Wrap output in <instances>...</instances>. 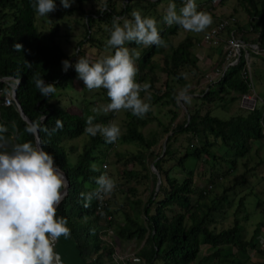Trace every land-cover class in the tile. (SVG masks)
<instances>
[{
    "label": "trees",
    "instance_id": "1",
    "mask_svg": "<svg viewBox=\"0 0 264 264\" xmlns=\"http://www.w3.org/2000/svg\"><path fill=\"white\" fill-rule=\"evenodd\" d=\"M138 1L106 0L103 8L86 10L85 4L90 3L89 0H74V6L68 9L61 6L60 0H55L56 11L49 13L48 17H41L33 7L36 0H0V79L11 77L18 80L16 94L22 111L32 125L38 127L41 147L53 155L55 164L63 170L69 184L66 196L57 207V216L67 218L71 235L59 238V248L67 241L72 243L79 264H114V243L105 239L112 232L120 240L134 239L139 243L135 252L137 264H258L251 260V251L252 255L260 253L264 258L257 242L264 222H257L247 237L239 214L245 212L247 190L252 188L254 177L264 181V158L249 165L253 158V143L264 140V0H238L237 5L249 17L248 27L231 29L227 25L223 29L227 38L224 44L220 42L215 47L218 57L212 61L208 73H203L195 53L200 39L188 34L174 45L172 40L181 27L169 26L163 19L159 31L166 47L125 45L138 49L136 80L151 85L150 103L152 107H166L167 123L161 122L152 109L143 118L122 110L124 132L116 142L107 143L101 134L92 137L84 131L88 116H95L94 123L104 125L113 119L114 111H92L97 108V102L101 101L105 106L110 103L106 89L101 88V96L97 91L89 99L82 98L77 110L62 107L59 97L58 101H53L56 96H61V90L67 89L70 80L78 78L74 65L79 57L92 52L96 61L98 55L114 54L113 49L106 47L113 17H120L122 22L123 18L131 19L134 10L148 16L152 13L149 8L161 2L147 0L149 5L145 9ZM174 1L177 7H182L181 0ZM210 2H213L212 8L223 5L225 0L199 2L198 10H204V4ZM73 12L79 15L76 23L83 27V36L76 43L74 52L69 54L59 41V24ZM153 18L158 15L154 14ZM236 31L241 34L239 37H236ZM251 32L257 36L248 41L246 35ZM231 37L245 44H256L259 48L256 53L248 51L249 58L254 60L250 64L253 90L249 79L241 73L246 66L243 51L238 63L226 64V40ZM16 44L22 45L21 50H16ZM66 59L73 67L64 72L62 61ZM216 70L220 72L216 80L207 81L199 89L201 80L205 76L212 78L207 74L214 76ZM158 72L166 77L162 91L155 90L154 86ZM182 73H187L188 78L185 79ZM37 78L54 83L56 91L47 97L42 96L35 86ZM260 78L262 82H254ZM5 86L6 83L0 80V88ZM185 87L193 105L177 102V95ZM259 87L262 92L258 105L252 109L242 108L227 118L212 115L214 107L227 110L232 103L251 95ZM95 95L99 96L94 99ZM140 95L144 98L146 93ZM179 104L185 111L182 119L177 120ZM57 120L62 122V128L53 132ZM154 120L162 130L161 136L166 137L165 145L158 153L153 148L159 141L160 131L150 130L147 135L143 132V128ZM0 124L8 128L4 134L10 140L7 151H11V145L15 143L31 142L36 146L33 131H27L30 125L13 105L0 103ZM83 136L85 139L80 147L67 145L68 141ZM117 144H132L136 148L116 153V162L121 166L119 179L109 175L116 180V188L101 208L95 198L89 207H84L85 199L81 193L87 194L97 187L96 177L106 171L103 164L107 153ZM76 150L78 152L72 158L71 154ZM148 157L159 174L158 187L156 173L151 172L146 164ZM93 163L99 171L91 169ZM135 166L139 169H134ZM149 177L154 186L143 200L137 186ZM196 178L204 183L196 182ZM119 186L126 188L124 200L118 208L122 213L118 222L111 196L114 197ZM226 220L230 221L223 226ZM203 245L211 251L200 255ZM59 248L57 254L64 259Z\"/></svg>",
    "mask_w": 264,
    "mask_h": 264
},
{
    "label": "clouds",
    "instance_id": "2",
    "mask_svg": "<svg viewBox=\"0 0 264 264\" xmlns=\"http://www.w3.org/2000/svg\"><path fill=\"white\" fill-rule=\"evenodd\" d=\"M74 0H60L63 8L68 9ZM41 17L56 11L55 0H36L33 5ZM131 19L113 17L110 38L106 47L114 54L91 61L79 57L74 68L78 79L82 80L89 91L106 89L110 103L102 109L93 108V112L130 111L133 116L143 118L151 111V85L141 84L136 80L139 68L137 60L140 53L125 46L137 45L166 47L157 27L158 21L150 16H143L141 11L134 10ZM163 22L171 26L179 25L187 32L200 33L213 23L211 13L198 10L196 0H184L177 11L174 2H170L163 16ZM16 50L22 45L16 44ZM73 65L69 60L62 61V70L67 72ZM185 79L187 73L181 74ZM35 86L42 96H49L56 91L54 83H45L43 78L35 80ZM141 92L146 93L141 97ZM177 102H192L188 88L182 89L176 97ZM95 116H88L84 131L92 137L101 134L107 143H114L121 135V127L115 121L107 125L94 123ZM15 128V124H13ZM62 128L57 120L56 128ZM34 129L29 128L31 133ZM8 128L0 124V264H54V242L61 236L69 237L71 229L66 217L57 216V207L68 188L64 172L54 161V157L42 147L31 142L15 143L7 151L10 143L4 134ZM93 171L98 166L90 165ZM107 167L106 165L104 166ZM97 187L87 194L84 207H89L93 198L102 200L116 188V180L105 171L96 177Z\"/></svg>",
    "mask_w": 264,
    "mask_h": 264
},
{
    "label": "rangeland",
    "instance_id": "3",
    "mask_svg": "<svg viewBox=\"0 0 264 264\" xmlns=\"http://www.w3.org/2000/svg\"><path fill=\"white\" fill-rule=\"evenodd\" d=\"M90 3L85 4V9H90V8H103L105 1L106 0H89ZM153 1V0H151ZM202 1H206V0H196L197 5L199 4V2ZM92 2V3H91ZM120 2V1H119ZM119 2H117V5L119 4ZM140 5H142L143 7H145V9L148 7L149 5V1L147 0H140L138 1ZM157 2V1H156ZM170 2H174L176 4V1L174 0H161L160 3L157 2V4H154L152 7H150L149 9L151 10V14H149L148 16L153 17L154 14L158 15V18H156V20L158 21L157 23V27L158 29H160L162 27V19L163 16L165 15L163 10L166 12V9L168 7V5H166V3H170ZM122 3V2H121ZM238 0H225L223 5H218L215 7H210L211 5H213V2L210 3H205L204 4V10L203 11H207L209 13H211L212 18H213V23L210 25L209 28H207L205 31L200 32V33H193V32H187L185 30H183L182 28L180 29L179 33L173 38L172 42L175 45L177 42L181 41L186 35L191 34L194 37H197L200 39V45L199 47H197V49L195 50L196 56L199 59V64L200 67L203 71V73H205V71L207 72L209 68H211V65H213L212 61H214V59H216L218 56H216L217 50H216V46L219 45V43H223L225 42V39L227 38V33L224 31L223 33L220 32L218 35V40L213 43V41L210 42H205L204 41V37L210 33L211 30H213V28L219 23V21H221V19H224V17L227 16H233L231 18H233L232 22L229 23V27L232 28H236L237 26L240 27H248V21H249V17L248 15L237 5ZM73 5V4H72ZM74 6V5H73ZM92 6V7H91ZM144 11V14L146 15V10ZM180 7H177V11H179ZM79 15L77 12H73L72 14L65 16L63 18V20H59L61 21V23L59 24V41L61 43V45L63 46V48L67 51V53L72 54L74 52L76 43L82 38L83 36V27L80 24L76 23V20L78 19ZM47 22H49V19H46ZM37 25L39 24V21L36 20ZM44 25V22H43ZM48 25V24H47ZM46 26V25H45ZM44 26V27H45ZM48 29H44V31H47ZM234 33V31H233ZM236 37L240 36L241 34H239L237 31L235 32ZM257 34L255 32H251L250 34H247L246 37L248 38V41H250L251 39H253L254 37H256ZM214 47V48H213ZM214 49V50H213ZM138 49H136L137 51ZM92 52L91 54H87L86 58L90 59L91 61H95L94 60V55L92 56ZM105 55L101 54L98 55L97 59H100L102 57H104ZM249 63L251 64L252 62L254 63V60L252 58L248 59ZM208 73V72H207ZM158 75H156V81L154 82V86H155V90H159L162 91L163 89V83L166 79L165 75L158 72ZM208 76H211L212 78H209L206 76L201 80V84L199 85V89H201L203 86H205L206 82L211 80H216L217 75L218 74H207ZM258 81L262 82V79H255L254 82L257 83ZM60 91V90H59ZM100 92V96L102 95V89H98V90H93V91H89L82 80L76 78L73 80H70L69 85L67 87V89L65 90H61V96H56L55 99L53 100L58 101V97L59 99V103L62 107H65L67 109H71L73 108V110H77V106L79 104V101L84 98V97H88L91 98L92 95L95 92ZM262 92V88L259 87V89L256 88L255 91H252L251 95L247 96H243L239 101H236L234 103H232L229 106V109L226 110V108H222V107H214L212 109V115L217 116L219 118H227L230 114H234L236 112H239V110L243 109H252L253 107H255L256 105H258V101H259V95ZM99 95H95L93 96L94 99H96L97 96ZM99 100V99H98ZM104 102V101H103ZM194 102L192 101L190 103V105H193ZM181 107L179 106L178 109V118L177 120L182 119L183 117V113L185 111V108H183L182 104ZM105 105L100 101L95 103V107L102 109ZM77 107V108H76ZM158 107V106H157ZM156 106L152 107L153 112L155 113V115L160 119L161 122L163 123H167L169 120V116L166 115V107L164 108H157ZM101 112H103L101 110ZM110 112V111H109ZM104 113V112H103ZM108 113V112H107ZM123 112L122 110L119 112H114V117L111 121H115L119 124V126L121 127V133L124 132V123H122V119H123ZM150 130H156V131H160L158 134V143L157 145L153 148L154 151L156 153L161 151V148L163 147L164 141L166 139V137H162L161 136V128L157 125V120H154L151 122V124L149 126H146L143 128V132L147 135L148 132ZM85 139V136H83V138L80 139H76V140H72V141H68L67 145H75V146H81L82 141ZM263 143V144H262ZM262 143H260V141H255L253 143V158L250 159V163L249 165H254V163L257 160H261L264 158V140L262 141ZM136 148V146L132 145V144H117L114 148L110 149L107 153L106 156V166L107 168L105 169L107 171V173L109 175H113L114 177L118 178L119 177V172L121 171V166L117 164L116 162V153L118 152H129V151H133ZM251 151V153H252ZM78 150H76L74 153L71 154L72 158H75V155L77 154ZM147 166H149V169L152 172V163L150 161V157L147 158ZM134 169H139L138 166H135ZM241 171V169H240ZM242 172V171H241ZM119 179V178H118ZM198 178H196V182L199 183ZM134 183V182H133ZM204 183L203 180H200V184ZM252 188L247 190L248 194L245 200V212L244 213H240L239 214V218H241V223L243 226H245V230L247 232V237H249V235L251 234L255 224L257 222H264V181L260 178V177H254L253 181L251 182ZM153 180L152 178H148V180L146 182H142L141 184H139L137 186L138 192H140V196L143 200H146L148 194L151 192V190L153 189ZM126 186H119L118 189L115 192V195L113 197L112 194V205L114 207V209L117 210L116 215V219L117 221H121L122 219V213L118 210L120 204L122 203V201L124 200V190H125ZM246 191V190H244ZM244 191L242 193H240V195H242L244 193ZM123 192V193H122ZM244 211V210H243ZM247 215V218L245 219L244 216ZM241 216V217H240ZM230 220H226L224 221L223 226H227ZM263 235V234H261ZM264 236V235H263ZM105 239H107L110 242L114 243V254L115 255H120V256H125V258L127 259L124 263H120V264H137V258L135 257V252L138 250L139 247V243L136 240H120L118 237H116L114 234H112V232H110ZM72 243H69V241H67V243L63 244L60 246V252L62 253V255L64 256V259H60V263L59 264H79V259L77 256V251L75 249V247H73V245H71ZM209 251L208 246L203 245L201 247V254L200 255H205L207 254ZM253 253V251H251V254ZM254 264V263H252Z\"/></svg>",
    "mask_w": 264,
    "mask_h": 264
},
{
    "label": "built area",
    "instance_id": "4",
    "mask_svg": "<svg viewBox=\"0 0 264 264\" xmlns=\"http://www.w3.org/2000/svg\"><path fill=\"white\" fill-rule=\"evenodd\" d=\"M181 3L183 6L184 0H181ZM232 20H233V18L221 19V21H219V23L213 28V30H211L210 33H208L204 37V41L205 42L213 41V43H215L218 40L219 33L222 32L223 29L227 25H229V23L232 22ZM226 45H227V49H226L225 59H226L227 65H234V64L238 63L240 60L241 51L244 52V60H245L246 66L241 70V73H242L244 78L249 79V86L253 90V77H252V72L250 69V63L248 61V59H249L248 51L250 50V51L255 52V53L259 52L258 46L256 44H245L242 40H240L236 37H231V38L227 39ZM218 73H220L219 70H216L215 74H218ZM0 80L4 81L6 83L5 87L0 88V103H2V105H4V106L13 105L14 100H13L12 94H13V90L17 84V79L9 77V78H2ZM105 165L106 164H103L104 169L107 168V167L106 168L104 167ZM107 197H108V195L105 196L102 200H99V208L106 205ZM108 219H110V217H108ZM257 242H258L260 249L264 252V236L261 234L258 235L257 236ZM125 260H126L125 256L115 255L114 253L112 255V261L114 264H120L121 262L123 263Z\"/></svg>",
    "mask_w": 264,
    "mask_h": 264
},
{
    "label": "water",
    "instance_id": "5",
    "mask_svg": "<svg viewBox=\"0 0 264 264\" xmlns=\"http://www.w3.org/2000/svg\"><path fill=\"white\" fill-rule=\"evenodd\" d=\"M17 82H18V80H17ZM16 87H17V84H16V86H15V88H14V90H13V94H12V96H13V100H14L13 107H14L15 110L19 113V115L21 116V118H22L25 122H27V123L30 125L31 128L34 129V130H33V133H34V135H35L36 146L41 147L40 140H39V135H38V127L33 126L32 123H31V121L28 119V117L23 113L22 108H21V106H20V103H19L18 100H17ZM165 140H166V139H165ZM163 145H165V141H164V144H163ZM151 166H152V171H153V173H156V176H157V184H156V187H158V185H159V183H160L159 174L157 173V171H156V169L154 168L153 164H152ZM64 175H65V173H64ZM65 178H66V181H67V183H68V180H67L66 175H65ZM68 185H69V184H68ZM67 192H68V188H67V190H66V192H65V194H64V196H63V198L66 196ZM59 242H60L59 239L56 240V241L54 242V250H55V253H56L54 264H59V263H60V259H61V258L59 257V255L57 254V252H58V248H59Z\"/></svg>",
    "mask_w": 264,
    "mask_h": 264
},
{
    "label": "crops",
    "instance_id": "6",
    "mask_svg": "<svg viewBox=\"0 0 264 264\" xmlns=\"http://www.w3.org/2000/svg\"><path fill=\"white\" fill-rule=\"evenodd\" d=\"M261 230H262V233L264 235V226H261ZM251 260L252 261H257L258 264H260V262L264 261V258L262 256V254L260 253H256V254H251Z\"/></svg>",
    "mask_w": 264,
    "mask_h": 264
}]
</instances>
